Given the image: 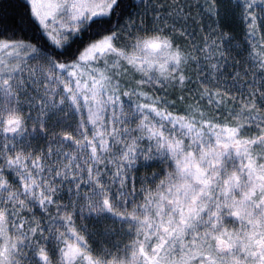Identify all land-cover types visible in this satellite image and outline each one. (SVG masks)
Masks as SVG:
<instances>
[{
	"label": "snow or ice",
	"instance_id": "1",
	"mask_svg": "<svg viewBox=\"0 0 264 264\" xmlns=\"http://www.w3.org/2000/svg\"><path fill=\"white\" fill-rule=\"evenodd\" d=\"M0 264H264V0H0Z\"/></svg>",
	"mask_w": 264,
	"mask_h": 264
}]
</instances>
